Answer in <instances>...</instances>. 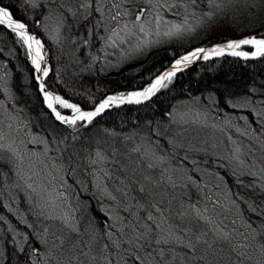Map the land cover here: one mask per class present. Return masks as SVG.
<instances>
[{"label": "trees", "instance_id": "1", "mask_svg": "<svg viewBox=\"0 0 264 264\" xmlns=\"http://www.w3.org/2000/svg\"><path fill=\"white\" fill-rule=\"evenodd\" d=\"M108 1L0 0L42 39L46 87L85 110L109 93L143 87L193 47L264 36V0H166L174 7L159 9V27L157 0H152L144 5L150 9L147 35L136 28L107 46L112 25L96 9L99 4L113 8L114 1ZM172 24L192 30L164 36ZM144 40L150 43L138 50ZM35 77L23 42L0 25V99L16 117V135L32 148L30 136H40L45 146L38 142L35 148L41 147L60 170L59 204L50 211L28 194L15 156L0 146V264H57L53 245L68 235L85 252L91 249L95 264H156L161 251L172 257L168 246L157 245L153 237L176 239L179 229L197 223L210 240L217 231L228 235L215 244L213 264L261 259L264 57L224 54L198 61L164 81L167 87L149 99L111 106L91 123L75 126L56 120ZM98 151L107 160L93 165ZM141 186L153 195L141 193ZM161 200L157 212L152 205ZM197 212L205 219H197ZM64 218L76 232L69 231ZM148 229L151 248L136 238ZM172 251L180 264V246Z\"/></svg>", "mask_w": 264, "mask_h": 264}, {"label": "snow or ice", "instance_id": "2", "mask_svg": "<svg viewBox=\"0 0 264 264\" xmlns=\"http://www.w3.org/2000/svg\"><path fill=\"white\" fill-rule=\"evenodd\" d=\"M195 3V0H192ZM152 5V0H119V2L113 3V8L116 9L114 14H111V21L115 23L117 27H114L111 30V34L106 38L107 40H112L113 37L120 38V32H124L126 35H131L132 30L138 28L141 33L147 32L145 30V24L150 23L151 20H146V16L149 15L150 9L146 8L144 5ZM157 14L154 17L157 27L162 21V17L159 13L160 8H171L174 5H168L166 3H160L157 0ZM101 11L100 8L96 9ZM206 15H211L206 14ZM124 19L122 27L120 26L121 20ZM0 25H5L9 28L15 35L23 42V45L27 48V55L31 60V64L38 74L35 79L38 82V87L40 92L43 93V98L48 109L51 110L52 114L55 116L57 121H60L63 124L68 126H75L78 121H86L91 123L93 118L101 114L106 108L112 104H122L124 102L129 103H140L142 100L149 99L154 95L160 88L167 87V84L164 81H171L178 71H181L183 67L190 65L195 59L203 57L207 60L212 56H221L225 52L229 55L241 57L244 59L264 57V36L259 34L242 37L238 40H228L222 46H213L210 48H197L190 53H187L176 59L172 65L171 70L166 71L162 75L158 76L149 86L145 87L141 91H135L128 93L127 96L118 95V96H108L102 102H100L94 111H82L78 106L73 103L68 102L66 99L62 98L60 95H54L52 92L46 91L44 78L49 75V68L47 66L42 67V62L45 60V54L42 51V43L39 39H36L34 36L29 35L26 31V24L14 20L13 14L6 7L0 6ZM192 29L185 28L183 25L172 24L171 28L164 32L163 35L167 37H173L181 34L184 31H191ZM157 36L160 35L159 31L156 33ZM150 43L148 40L142 41L137 45L139 50L143 46H146ZM242 46H251V51H239ZM56 106H59L61 109H71L72 115L65 116L57 109ZM83 126V125H82ZM133 151H139V149H133ZM107 157L104 156L101 152L96 153V158L91 160L93 165L98 162H105ZM149 168H152L153 165L149 164ZM148 180V177H144ZM150 183H158L150 181ZM139 191L145 193L148 196H152L151 191H147L144 186H141ZM163 201H158L156 204H153L152 207L156 209L157 212H161L162 209L159 207V204H162ZM178 215L183 216V213H178ZM261 215L264 216V211L261 212ZM148 220H154V216L151 212L148 213ZM197 219H205L201 216L199 212L196 214ZM210 223V221H209ZM64 224L67 226L70 232L74 233L77 231L75 226L67 219L64 218ZM147 227V226H145ZM182 233L181 237L173 239L171 237H165L157 239L153 237L157 245L164 244L167 245V251L171 255L169 260L165 256V252L161 251L159 253L160 259L156 261V264H177L178 253L172 251L177 245L180 246L181 251H183V256L179 257L180 264H213L212 257L215 251V244L219 240H228V235L226 233H220L217 231L215 233L214 239H209V232L201 227L198 223L188 226L186 228L179 229ZM133 231H136V228L133 227ZM151 232V229H148L146 232L140 233L137 235V239H145L147 248H151V241L147 239L148 234ZM186 238V239H185ZM60 240L59 244H54L53 247L57 249L58 259L57 264H95V257L91 256V249L88 252H85L81 247L77 239H73L72 236L68 235L63 238H57ZM118 246V245H117ZM261 259L256 260L255 264H264V230L261 231V242L260 246L257 249ZM34 254L39 255L38 252L34 250ZM62 254H66L62 255ZM151 255V253H149ZM137 260L140 257H136ZM253 257L249 256V260H252Z\"/></svg>", "mask_w": 264, "mask_h": 264}, {"label": "rangeland", "instance_id": "3", "mask_svg": "<svg viewBox=\"0 0 264 264\" xmlns=\"http://www.w3.org/2000/svg\"><path fill=\"white\" fill-rule=\"evenodd\" d=\"M113 1L119 2V0H109L108 3H113ZM99 8L101 9V12H104L108 16L105 19L110 25H112V29L117 27L110 18L111 14H113L112 11L115 12L116 9L112 8V6H104V4H99ZM121 22L124 23L125 20L123 19ZM120 26L122 27L121 24ZM110 34L111 32L105 36L104 43L107 46L115 44L117 41H123V38L128 36L124 32H120V38L113 37L112 40H107L106 38ZM198 117L201 118L202 122L208 121L205 117ZM224 124L226 123L223 122V125ZM17 125L16 117L10 113L6 108L4 101L0 99V146H3L4 148L6 147V149L10 150L15 156L19 165V182L24 184V187L29 188L30 192H28V194L31 195V193H33V196L38 200V204L47 208V210L56 211V207L59 204V198L55 192L60 177L59 167L51 160H48L45 153L41 150V147L38 149L35 148L38 145V142H40V145L45 146L43 139L36 135L30 136L32 146L34 147L32 148L27 143L28 141H23L20 135H16ZM237 130L240 131L238 128ZM243 132L246 131L244 130ZM37 158L38 160H36Z\"/></svg>", "mask_w": 264, "mask_h": 264}, {"label": "water", "instance_id": "4", "mask_svg": "<svg viewBox=\"0 0 264 264\" xmlns=\"http://www.w3.org/2000/svg\"><path fill=\"white\" fill-rule=\"evenodd\" d=\"M0 6H2V5H0ZM4 7V6H3ZM14 18V17H13ZM14 20H16V21H19V22H23L22 20H20V19H15L14 18ZM24 23V22H23ZM7 27V26H6ZM26 31H27V33L28 34H30V35H32V36H34L36 39H39L40 41H41V43H42V46H43V48H42V51L44 50V43H43V41H42V39L39 37V36H37L35 33H33L32 31H30L28 28H27V26H26ZM251 35H257V34H251ZM250 35V36H251ZM244 37H246V36H244ZM242 38V37H241ZM238 39H240V38H238ZM238 39H232V40H238ZM226 42V41H225ZM225 42H220V43H215V44H212V45H209V46H200V47H195V48H193V49H197V48H210V47H213V46H220V45H222V44H224ZM192 50V49H191ZM252 50V49H251ZM251 50H245V49H239V51H246V52H250ZM44 52V51H43ZM188 52V51H187ZM187 52H185V53H187ZM185 53H183V54H181V55H179L178 57H176V58H179V57H181V56H183ZM225 54H228L227 53V51L225 52ZM212 57H216V56H212ZM212 57H210V58H212ZM175 58V59H176ZM174 59V60H175ZM174 60L167 66V67H165L164 69H162L156 76H154L152 79H151V81L149 82V83H146L143 87H141V88H139V89H135V90H129L128 92H126V93H121L120 95H124V96H127V94L128 93H131V92H135V91H141V90H143L145 87H147V85L148 84H150V83H152L158 76H160V75H162L163 73H165L166 71H169V70H171V68H172V65H173V63H174ZM201 60H204L203 59V57H199V58H197V59H195L190 65H188V66H191V65H193V64H195L196 62H198V61H201ZM187 66V67H188ZM181 68L183 69V68H185V67H183V66H181ZM45 83V82H44ZM45 88H46V91H49V92H52L49 88H47L46 87V84H45ZM41 94H42V96H43V93L41 92ZM110 94H115V93H110ZM110 94H107V95H110ZM106 95V96H107ZM106 96L103 98V99H101L93 108H91V109H82L81 107H79L78 105H76V106H78L82 111H94L95 110V107L100 103V102H102L105 98H106ZM142 101H144V100H142ZM124 103H129V102H124ZM123 104V103H122ZM116 105H121V104H112L111 106H116ZM111 106H109V107H111ZM108 107V108H109ZM61 114L62 115H65V116H71L72 115V113L71 114H66V113H63V112H61Z\"/></svg>", "mask_w": 264, "mask_h": 264}, {"label": "bare ground", "instance_id": "5", "mask_svg": "<svg viewBox=\"0 0 264 264\" xmlns=\"http://www.w3.org/2000/svg\"><path fill=\"white\" fill-rule=\"evenodd\" d=\"M1 5V4H0ZM16 19V18H15ZM30 35V34H29ZM223 45V44H222ZM222 45H220V46H222ZM27 49V48H26ZM193 50H195V49H192V50H190V51H188L187 53H190V52H192ZM187 53H185V54H187ZM184 54V55H185ZM182 57V56H181ZM202 57V56H201ZM29 58V57H28ZM180 58V57H179ZM179 58H176V59H179ZM175 59V60H176ZM30 60V59H29ZM175 60H174V62H175ZM30 63H31V60H30ZM32 65V64H31ZM42 67H44V62H42ZM34 69V68H33ZM35 71V70H34ZM36 73V72H35ZM36 75H38L37 73H36ZM151 84V83H150ZM150 84H148L147 86H149ZM53 93V92H52ZM54 95H58V94H55V93H53ZM118 95H120V93H115V94H110V95H107L106 96V98L108 97V96H118ZM63 98V97H62ZM105 98V99H106ZM67 100V99H66ZM68 101V100H67ZM68 102H70V103H72L71 101H68ZM72 113V111H71V109H70V113L69 114H71Z\"/></svg>", "mask_w": 264, "mask_h": 264}]
</instances>
